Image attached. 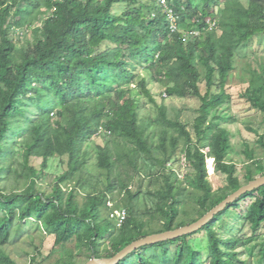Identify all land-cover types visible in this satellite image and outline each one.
Masks as SVG:
<instances>
[{
    "label": "trees",
    "instance_id": "1",
    "mask_svg": "<svg viewBox=\"0 0 264 264\" xmlns=\"http://www.w3.org/2000/svg\"><path fill=\"white\" fill-rule=\"evenodd\" d=\"M162 1L0 0V264H18L6 249L30 226L60 251L51 264L112 258L264 176V157L247 144L242 171L227 158L226 126L236 121L226 86L234 71L248 77L239 98L264 114V0ZM153 85L164 88L158 97L196 98L193 119L158 102ZM179 153L191 171L182 178ZM207 159L225 184L213 187ZM52 162L62 171L46 182ZM228 215L241 229L223 237ZM251 236L264 237V186L199 231L116 264H264V240L253 255Z\"/></svg>",
    "mask_w": 264,
    "mask_h": 264
},
{
    "label": "rangeland",
    "instance_id": "2",
    "mask_svg": "<svg viewBox=\"0 0 264 264\" xmlns=\"http://www.w3.org/2000/svg\"><path fill=\"white\" fill-rule=\"evenodd\" d=\"M163 7H165V5H163ZM207 23H210L211 27L213 26V23L211 21L207 20ZM19 35H17L16 37L19 38ZM256 49H258L257 46H255V44L252 42L248 45L246 53L252 54V52H254V50ZM239 52L241 54L244 53V51ZM257 59L259 60L260 58ZM258 60L251 59V65L256 66V61ZM243 63L244 61L240 62V64ZM247 79L248 77H246L243 73L234 71L231 73L226 85L228 93L231 96V102L229 106L230 109L228 114L236 120L234 123L226 124L228 130L231 132L232 145V149L229 151L227 158L234 162L241 171L243 163L247 161L245 155L243 154V150L245 149L246 144L248 145L250 150H253L254 156L264 157V148L261 147L257 141L258 135L264 136V114L257 113L255 110L250 108L247 102L239 98V92L241 91L242 87L245 86ZM151 89L153 94H155L156 96L158 95V93L160 94L162 91H164L163 87L157 85H153ZM200 92H205V85L203 81L200 84ZM156 100L158 102L164 100L166 106L172 105L173 107H175V109L181 108L183 110L181 120L183 121L192 120L194 114L193 111L195 109H198L200 105L199 101L196 98H167L163 94L159 97L157 96ZM151 106V104H148V107H146V110H144L143 112H150ZM251 129L253 131H257L258 134L254 133ZM96 141L97 143H100L99 139H97ZM204 151H207V149ZM178 157L179 162L174 163L173 165H175L174 169L177 170L178 174L182 178L185 175H189L191 171L186 168L187 164L185 163L183 154L179 153ZM207 168L209 181L212 182L214 188L225 184L224 177L214 171L213 159H207ZM61 171L62 169L59 168L55 162H52V168L48 170L49 175L46 182L51 181V178L61 173ZM32 227L30 226L29 231L22 235L17 242L11 244V246L6 249V252L18 264H29L30 259L32 257H36L38 263H54L56 260L59 259V256L61 255L60 251H53L54 247L51 239L46 236L44 237L43 234L41 235L35 230L30 229ZM240 229L241 221L237 219L234 215H228L223 217L221 223L219 224L220 234L223 237L227 235L234 236L239 233ZM246 231L249 230L246 229L244 232ZM248 235L250 236V232L248 233ZM263 240L264 237L262 236H251L250 240L245 241V246L248 250L251 251L253 255H256L257 251L259 250V244ZM198 242H200V244L204 246V236H200Z\"/></svg>",
    "mask_w": 264,
    "mask_h": 264
},
{
    "label": "water",
    "instance_id": "3",
    "mask_svg": "<svg viewBox=\"0 0 264 264\" xmlns=\"http://www.w3.org/2000/svg\"><path fill=\"white\" fill-rule=\"evenodd\" d=\"M264 186V176L258 177L255 180L249 182L248 184L242 186L239 190L228 196L224 201H222L218 206L213 208L210 212H208L204 217L200 218L193 224L185 227L178 228L176 230L167 231L163 233L153 234L142 238L131 245L124 248L120 251L117 255L112 258H102L98 259L96 257H92L87 263L85 264H116L120 260H122L125 256L130 254L131 252L148 245H153L156 243H162L169 240H175L182 236L193 234L200 229H202L205 225H207L215 215L222 212L227 205L233 203L237 199H239L242 195L247 192H251L256 190L260 187Z\"/></svg>",
    "mask_w": 264,
    "mask_h": 264
},
{
    "label": "built area",
    "instance_id": "4",
    "mask_svg": "<svg viewBox=\"0 0 264 264\" xmlns=\"http://www.w3.org/2000/svg\"><path fill=\"white\" fill-rule=\"evenodd\" d=\"M125 216H126V214H125V211L124 210L115 211L114 214L112 215V217H115L116 218V221H117V225L118 226L124 221Z\"/></svg>",
    "mask_w": 264,
    "mask_h": 264
}]
</instances>
